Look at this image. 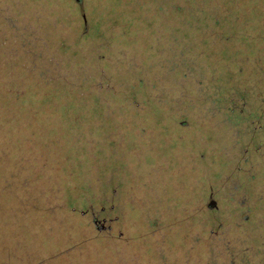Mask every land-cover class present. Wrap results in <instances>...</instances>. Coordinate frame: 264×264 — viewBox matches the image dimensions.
I'll list each match as a JSON object with an SVG mask.
<instances>
[{
	"label": "rangeland",
	"instance_id": "1",
	"mask_svg": "<svg viewBox=\"0 0 264 264\" xmlns=\"http://www.w3.org/2000/svg\"><path fill=\"white\" fill-rule=\"evenodd\" d=\"M79 2H82L86 16L85 24L80 18ZM134 2L140 3L141 8L133 6ZM153 2L0 0V39L2 35H19L25 38L26 45L41 52L39 43L44 33L52 42L58 36L65 37L73 42V50L66 57L79 68L82 63L74 49L79 47L76 45L79 34L88 32L80 46L83 45L94 59L95 51L109 55L114 68L106 67L100 61L92 62V59L84 67L92 69L91 74L99 79L106 78L116 86L135 80L136 77L128 73L135 70L149 83L138 90L140 97H152V80L160 73L153 65L162 69L164 63L168 68L173 59L167 40L162 38L165 47L158 50V59L154 58L156 48L150 50L145 45L136 49L130 42L126 46L117 41L126 18L129 22L122 28L128 31L125 36L129 41L147 36L151 43V37H164V31L159 36V32L154 33L159 28V18L154 11H148V7L154 6ZM231 3L255 5L257 12L258 7L264 12V0H231ZM141 9L147 17L145 22L137 20L142 14ZM51 12L58 15L61 22L56 20L52 28L44 27L47 25L45 17ZM253 18L254 15L249 23H253ZM237 19L241 22L242 18ZM251 27L252 31L247 32H260V28ZM107 34L112 39L107 38ZM261 35L255 40L237 43L233 56L239 59L237 66L241 71H252L253 65L259 64L264 72L263 51L257 47L258 50L250 52L256 40L260 48L264 47L262 31ZM253 36L248 34L247 37L253 39ZM3 44L0 41V50ZM16 46L20 49L19 43ZM16 52L20 54V51ZM254 52H257L256 56H253ZM34 54L32 59L24 56L22 63L39 66L40 62H48L47 58ZM147 57L149 69L145 67ZM18 59L8 53L7 58H0V64L4 62L15 67ZM140 65L146 68L145 74ZM95 66L101 69L102 75L95 73ZM117 71L122 76H114L112 72ZM203 77L206 79L207 75L203 74ZM7 78L4 72L0 73V82ZM159 82L161 88L168 89L164 81ZM100 84L107 89V82ZM165 89L157 94L160 105H157L158 100L156 103L148 99L133 110L118 105L121 97L104 94L107 97L102 105L91 95L86 98L88 105L67 109L66 114L56 109L57 104L55 107L50 105L63 99V95L43 98L39 91L30 92L25 98L18 99V106L7 97L10 99L7 112H16V119H9L7 125L0 124V264H219L221 260L226 262L229 256L234 262V255L241 257L244 264L252 258L255 263L264 264L260 255L262 244L259 243L262 236L258 233L264 226L263 213L258 211L261 205L255 203L252 207L250 203L254 196L263 197L264 203V188L258 186L253 189V194L249 193L247 179L236 166L239 162L231 164L229 159L230 151L235 147H229V141H236L245 128L243 122L239 126L231 123L229 127L230 122L220 118V114L216 121V111L209 114L213 117L208 116L205 100L209 88L200 85V93L205 99L197 105L201 108L202 125L209 124L204 127L193 124L189 128L175 123L171 126L169 119L178 122L180 119L169 113L176 107L170 92ZM179 98L176 99L182 102ZM3 102L4 97L0 95V115L6 110ZM232 109L231 113L238 115L239 107ZM241 109L242 120L248 119L246 129L255 127L264 140V128L258 127L264 120V107L255 114L247 108ZM157 112L163 116L160 119L163 129L156 122L159 120L155 116ZM235 114H231V118ZM252 117L254 120L251 121ZM107 136L113 142L105 141ZM263 143L257 144L256 149L260 152H264ZM18 161L23 162L20 167ZM79 161L82 165H78ZM262 165L258 169L253 164L240 167L250 175L255 170H263ZM22 166H31L34 173H30L28 167L21 171ZM246 168L250 169L247 171ZM40 173L45 176L40 178ZM52 177L67 181L59 196L70 193L64 192L67 187L92 183L96 177L101 184L103 179L111 181L113 188L110 189L116 197L110 202L118 206V211H112V216L117 217L114 222L105 220L110 224V230H103L92 238V230L97 226L92 223L89 209L78 214L58 210L55 203L58 196L45 182ZM37 194L41 196L37 197ZM211 200H215L216 207H210ZM249 207L253 208L251 212ZM96 216L103 220L99 212ZM210 221L215 224L220 221L221 228L216 232L209 231L213 229ZM257 234L259 239L251 238ZM39 259L44 261L36 262Z\"/></svg>",
	"mask_w": 264,
	"mask_h": 264
},
{
	"label": "trees",
	"instance_id": "2",
	"mask_svg": "<svg viewBox=\"0 0 264 264\" xmlns=\"http://www.w3.org/2000/svg\"><path fill=\"white\" fill-rule=\"evenodd\" d=\"M139 4L138 2H134L133 6L140 7L138 6ZM153 5L152 8L148 7V11H154L159 18L157 21L159 28L155 29L154 33L159 32V36L160 33L164 31L165 38L160 37L156 39L155 37H151L152 42L149 43V37L141 36L129 41L128 36H125V33L128 31L122 28L124 24L129 22L126 18L122 21V27H120L122 32L120 39L117 41L119 43L124 42L126 46H128L130 42V44H132L131 46H135L136 49L140 46L144 48L145 45L150 50L155 51L156 48L154 58L158 59V50L165 47V42L162 38L167 40L168 50L173 59L168 68L164 63L162 69H160L159 66L153 65L156 71L160 70V73L158 77L152 80L153 85L151 88L154 90L152 97L147 95L140 97L138 90L144 89L149 83L146 79H143L145 77L142 74H137L135 70L128 71V73L136 77L135 80H131L129 83L122 86H116L114 83H109L106 78L103 80L99 79L94 74H91L92 69L88 70V67L87 69L84 67L85 64L90 63L91 61L89 60L92 59V62L100 61L106 67L114 68L112 61L108 58L109 55L95 51L94 54L96 59H94L90 53L86 52L87 50H85L83 45L82 47L80 46V43L82 44V42L87 39L86 36L88 37V32H81V34H79L80 37H78L76 41V45H79V47L75 48L74 52L82 63L79 68L73 66V61L70 57H66L70 50H73L71 47L73 42H69L65 37L58 36L52 42L44 33L39 43L43 49L41 53L33 49L32 46L26 45L25 38L19 35H2L0 41L4 44L2 50H0V58H7V54L11 53L12 58H19L18 60L20 61L16 62L15 67L4 62L0 64V73L4 72L8 76L6 80L0 82V95L4 97L3 104L6 108L2 115H0V124L2 122L3 125H7L9 119H16V112H7L10 99L14 100L17 105L18 99L22 96L25 98L30 92L34 93L35 91H39L43 98L50 95L56 96L55 94L60 98L62 97L61 95H63L64 98L59 99V102L56 103L53 101L50 103L52 107H55L57 104L58 107L56 109L63 113H65L67 109L79 107L78 105H88L86 98L91 95H94L93 97L103 105L107 97L104 96V94H112L121 97V102L118 104L122 105L121 108L129 107L136 110L139 108L136 107V105H139L142 101H144V103H147L149 101L148 99H152L156 103L159 101L157 94L161 92V89H165L161 88V83L159 82L161 80L165 82L168 87V89L166 88L165 90L170 92L169 94L173 97L171 99L175 101L174 105L176 108L174 110L172 109L169 113L177 115L180 119L179 122L169 119L170 125L172 126L173 123H175L177 124L176 126L183 127L182 125H184L186 128H189L193 126V124H197L204 127L209 123L202 125L201 108L197 105L205 99L199 90V86L202 85L209 88L207 99L205 100L208 104V116L213 117L215 115L217 121L218 115L220 114V118L223 120L227 119L230 122V124H228L229 127L231 123L235 126H239L243 122L245 128L239 133L236 141L233 139L229 141V147H231V145L235 146L233 151H230L233 156L231 157L230 153L229 159L231 160V164L234 161L236 163L239 162L236 166L238 172H243L244 175L242 176L247 179L246 188H248L247 190L249 193L251 192L253 194V189L255 187L262 186L264 188V168L260 172L255 170V173L247 175V172L244 171L245 169H241L240 167L241 165H245V167L248 165L247 167H250L253 164L254 167L258 169L261 164L264 165V152H260V149H256L257 144L264 142L261 138L262 135L260 131L256 130L253 126L250 129H246L248 119L244 118L242 120L241 117L243 113L241 112V110H243L241 108H247V110H251L252 113L255 114L259 109L264 107L262 105V101H264V72L258 66L259 64H254L252 71H241V67L237 66L239 64V59L233 56L236 53L237 43L242 44L245 41L261 38V31L264 36V12L260 7H258L259 11L257 12V7L255 5L231 3V0H154ZM79 12L80 18L85 24V13H81L80 8ZM140 12H142V14L138 15L137 20L145 22L147 17L143 15L144 10L141 9ZM232 14H235L234 17ZM253 15V23L251 24L249 22L250 19L252 20ZM238 17L242 18L241 22L238 21ZM60 19L58 15L55 16V14L51 12L45 17L44 21L47 25L44 27L52 28L56 20L57 22H61ZM251 26L260 28V32H247L252 31L250 29L252 28ZM124 28L127 29L126 27ZM142 31L143 30L138 31V33ZM103 33L104 31L102 30V34ZM248 34L254 35L253 39L248 38ZM107 36V38H111L108 34ZM122 37H124V40ZM256 41L254 48H251L250 52L258 50L259 48V50L263 51L262 55L264 58V47L260 48L258 44H256ZM18 43L20 44V49L16 46ZM142 43H144V45ZM95 46V49H97L98 46L96 42ZM38 48L39 45L37 46V49ZM101 48L104 49V46ZM16 51H20V54ZM56 52H59L58 56ZM189 52H192L193 55L189 54ZM34 53L39 54L42 58H47L48 62H40L38 63L39 66L22 63L21 60L24 59V56L32 59L33 55H35ZM210 54H212V58ZM253 54V56H256L257 52ZM148 58L149 57L144 61L145 67L149 69L147 62ZM100 62L98 63L101 64ZM139 67L140 70H144L143 74H145L146 68H142V65ZM93 69L95 73L102 75L103 72L98 66H95ZM112 73L114 76H122L119 71ZM87 74L90 76L88 77ZM203 74L207 75L206 79H204ZM11 76L12 78H10ZM101 81L108 83L107 89L101 87ZM174 95L177 96L174 98ZM8 96L10 99L7 98ZM178 96H180L179 99H182V102L176 99ZM183 102L184 104H182ZM160 103L159 101L157 105H160ZM234 107H239L240 111H237L238 115H236L235 112L231 113V109ZM163 109H167V107H163ZM213 111H216V113L214 115H209ZM231 114H235L236 118L233 116L232 118L234 119H232ZM155 116L159 118V120L156 121L157 124L163 129L164 125L162 120H160L162 115L157 112ZM252 120H254L253 117L251 118V121ZM258 127L264 128V120ZM105 141L111 143L113 139L107 136ZM112 157L115 158L113 155ZM22 164L23 162L18 161L19 167ZM78 165H82V163L79 161ZM27 167L28 171L32 173L33 169L30 168L31 166ZM27 167L22 166L20 170L23 171ZM249 169L250 168H246L247 171ZM42 176H45V174L40 173V178H42ZM45 182L47 187L55 191L60 198H55V203L58 204V210H65L71 214H78L89 209L92 223L94 226H97V229L91 226V229H95L92 230L91 237L97 236L98 233L103 230H110V224H106L105 222L107 221L105 220L114 222L117 219V217L112 216V211H118V206L114 205L113 201L110 202L116 197V194L110 189V187L113 188L111 181L108 182V180L103 179V183L101 184L96 177L92 183L89 181L88 183L84 182L73 187H67L64 192H70L67 194L68 198L67 195L65 196V193L59 196V191L63 189V186L67 182L66 179H53L52 177ZM6 184L8 186V183ZM39 196H41V194H37V197ZM65 198H67L68 203ZM254 198L255 199L250 202L251 206L253 207L255 203L261 205V209L258 211L263 213L264 218L263 197L259 198L254 196ZM94 208L96 209L94 210ZM251 210H253V208L249 207L248 211L251 212ZM98 212L103 215L102 219L104 221H100V219L97 218L96 214H98ZM248 220H250V216ZM99 223H101L102 226L99 225ZM210 224L213 226V229L211 228L209 231L214 230V232H216L221 228L220 221H218L217 224L210 221ZM215 225L217 227L214 228ZM258 233L262 236L261 239H259L258 234L251 238L254 239L257 237L259 243L262 244L260 255L264 261V226H262L261 231L259 230ZM71 246L69 248L72 250L73 247ZM49 256L51 255H48V257ZM234 256V262H231V256H229L226 262L221 260L219 264H244V262L242 263L241 257H238V255ZM54 257L58 256L54 255ZM252 260H254V258H252ZM252 260L245 264H258ZM43 261L42 259L36 260V262ZM212 264L214 263L212 262Z\"/></svg>",
	"mask_w": 264,
	"mask_h": 264
},
{
	"label": "water",
	"instance_id": "3",
	"mask_svg": "<svg viewBox=\"0 0 264 264\" xmlns=\"http://www.w3.org/2000/svg\"><path fill=\"white\" fill-rule=\"evenodd\" d=\"M78 1H79V0H78ZM79 5H80V11H82V13H84V11H83V7H82V2H79ZM209 204H210V207H211V208L216 207V202H215V200H211Z\"/></svg>",
	"mask_w": 264,
	"mask_h": 264
}]
</instances>
